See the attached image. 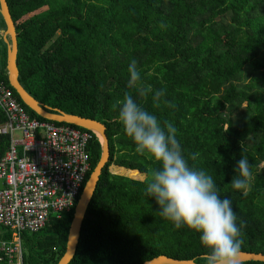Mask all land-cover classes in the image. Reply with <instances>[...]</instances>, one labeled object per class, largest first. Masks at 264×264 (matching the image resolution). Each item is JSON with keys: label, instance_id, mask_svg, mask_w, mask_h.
<instances>
[{"label": "trees", "instance_id": "obj_1", "mask_svg": "<svg viewBox=\"0 0 264 264\" xmlns=\"http://www.w3.org/2000/svg\"><path fill=\"white\" fill-rule=\"evenodd\" d=\"M7 3L16 27L24 88L52 110L106 126L110 158L69 264H145L159 255L196 262L201 253L194 233L173 229L156 214L154 199L143 192V174L154 164L134 151L115 119L132 58L144 82L165 89L171 107H153L150 96L139 102L175 125L185 152L199 153L189 162L212 174L220 195L230 197L237 223L244 222L240 251L264 254V0ZM161 22L166 28L158 26ZM6 66L7 44L2 39L0 81L12 89L30 117L45 120L10 86ZM5 121L0 108V124ZM9 142V136H0V159ZM241 145L254 176L246 196L228 184ZM88 148L91 170L85 183L100 160V139L94 137ZM74 210L51 219L38 233L23 234L25 264L59 262Z\"/></svg>", "mask_w": 264, "mask_h": 264}, {"label": "clouds", "instance_id": "obj_2", "mask_svg": "<svg viewBox=\"0 0 264 264\" xmlns=\"http://www.w3.org/2000/svg\"><path fill=\"white\" fill-rule=\"evenodd\" d=\"M161 29L166 24L158 25ZM128 79L122 98L117 101L115 119L134 151L150 159L154 167L143 174L144 195L153 198L158 214L173 229L185 228L197 236L201 253L195 264H237L242 244V220L233 211L229 196H221L213 175L189 161L199 153H186L177 139V128L160 119L139 101L150 96L153 107H171L165 89L144 82L137 60L127 64ZM134 94V95H133ZM241 153L228 184L246 196L254 179L250 163Z\"/></svg>", "mask_w": 264, "mask_h": 264}, {"label": "built area", "instance_id": "obj_3", "mask_svg": "<svg viewBox=\"0 0 264 264\" xmlns=\"http://www.w3.org/2000/svg\"><path fill=\"white\" fill-rule=\"evenodd\" d=\"M0 108L6 117L0 136L10 138L0 159V264H25L23 234L75 208L91 170L89 144L100 136L30 117L4 81Z\"/></svg>", "mask_w": 264, "mask_h": 264}, {"label": "water", "instance_id": "obj_4", "mask_svg": "<svg viewBox=\"0 0 264 264\" xmlns=\"http://www.w3.org/2000/svg\"><path fill=\"white\" fill-rule=\"evenodd\" d=\"M0 15L5 23L3 30V41L7 44V77L9 84L18 94L21 101L33 112L41 118L56 122L65 123L80 127L83 129L93 130L97 132L101 139L102 153L96 167L91 172L81 195L75 206L73 219L68 232L66 250L62 258L57 264H69L75 257L79 239L81 236L82 225L86 215L87 207L92 195L94 194L103 168L110 158V145L106 135V126L101 122L85 118L79 115L69 114L60 109L52 110L50 107L43 105L35 97H33L21 84L19 69L17 63L18 57V40L14 21L12 19L7 0H0ZM249 261L264 262L263 253H253L240 251L237 257V264ZM145 264H195L194 259L180 260L169 257L167 255H159Z\"/></svg>", "mask_w": 264, "mask_h": 264}, {"label": "rangeland", "instance_id": "obj_5", "mask_svg": "<svg viewBox=\"0 0 264 264\" xmlns=\"http://www.w3.org/2000/svg\"><path fill=\"white\" fill-rule=\"evenodd\" d=\"M3 30H5V28H4V25H3V22H2V19L0 18V42H1V40H2V38H3ZM15 136L17 137V138H20L21 137V133L20 132H15ZM113 168V167H112ZM112 168H110V170L112 171ZM121 174V173H120ZM123 175H128L127 173L126 174H124L123 173ZM45 234V232H42L41 233V235H44Z\"/></svg>", "mask_w": 264, "mask_h": 264}]
</instances>
